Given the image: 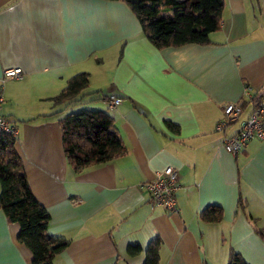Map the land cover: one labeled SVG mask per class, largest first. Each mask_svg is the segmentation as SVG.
I'll return each mask as SVG.
<instances>
[{"label": "crops", "instance_id": "obj_1", "mask_svg": "<svg viewBox=\"0 0 264 264\" xmlns=\"http://www.w3.org/2000/svg\"><path fill=\"white\" fill-rule=\"evenodd\" d=\"M209 36L158 49L119 0H0L1 113L47 231L67 241L52 264H143L156 237L159 264H226L229 248L264 264L254 231L264 229V139L233 155L223 139L239 119L215 128L223 105L264 88V0H225ZM12 67L22 77L3 80ZM79 72L89 84L76 106L53 101ZM79 108L110 114L126 152L74 170L58 118ZM168 165L178 173L176 212L152 202L144 184ZM209 205L222 208L221 220L199 218ZM18 229L0 209V264H30Z\"/></svg>", "mask_w": 264, "mask_h": 264}, {"label": "trees", "instance_id": "obj_2", "mask_svg": "<svg viewBox=\"0 0 264 264\" xmlns=\"http://www.w3.org/2000/svg\"><path fill=\"white\" fill-rule=\"evenodd\" d=\"M137 17L141 31L158 49L176 47L186 43H211L210 33L220 28L225 0H119ZM122 49V48H121ZM89 84V73L79 72L67 79L66 85L53 97L55 102H65L75 107L80 94ZM80 95V96H79ZM264 88L250 98H245L242 109L262 102ZM168 128L177 125L165 121ZM61 140L66 160L74 170L110 161L126 152L114 120L103 110L71 109L58 118ZM238 204L243 208L242 201ZM0 209L8 222L19 225L17 242L31 251L30 264H52L67 241L47 231L49 214L37 201L28 184L22 162L14 148V136L0 134ZM222 208L209 205L199 218L215 222L222 219ZM254 224L256 218L249 217ZM254 231L264 240V229ZM159 237L153 238L145 249L143 264H159ZM139 245L130 251L140 250ZM226 264H249L232 248L228 250Z\"/></svg>", "mask_w": 264, "mask_h": 264}, {"label": "built area", "instance_id": "obj_3", "mask_svg": "<svg viewBox=\"0 0 264 264\" xmlns=\"http://www.w3.org/2000/svg\"><path fill=\"white\" fill-rule=\"evenodd\" d=\"M22 74L20 67L7 68L3 71V80L21 78ZM247 90L248 88L245 89V95L249 98L252 95H248ZM116 102L117 98L114 95H110L109 103L113 105ZM2 103L3 96L0 94V134L6 133L14 136L16 131L14 125L1 113ZM242 103L243 99H240L223 105L221 117L215 125L216 129H220L228 123L239 119L238 129L223 139L225 150L233 155L239 153L249 140L264 139V104L262 102L252 104L248 114L240 118ZM144 184L152 202L163 206L169 212L177 211L175 193L178 188V173L174 167L165 166Z\"/></svg>", "mask_w": 264, "mask_h": 264}, {"label": "rangeland", "instance_id": "obj_4", "mask_svg": "<svg viewBox=\"0 0 264 264\" xmlns=\"http://www.w3.org/2000/svg\"><path fill=\"white\" fill-rule=\"evenodd\" d=\"M250 98V97H249Z\"/></svg>", "mask_w": 264, "mask_h": 264}]
</instances>
